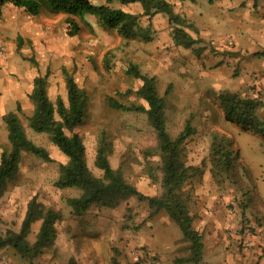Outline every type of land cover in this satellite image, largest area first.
<instances>
[{
  "label": "rangeland",
  "instance_id": "obj_1",
  "mask_svg": "<svg viewBox=\"0 0 264 264\" xmlns=\"http://www.w3.org/2000/svg\"><path fill=\"white\" fill-rule=\"evenodd\" d=\"M113 5L143 12L139 2L116 1ZM2 15L0 35L4 42L0 44L5 47L0 53V156L3 150L10 148L4 115L20 103V117L28 136L45 146L54 159L46 161L29 151H22L19 169L8 180L0 199L2 231L20 230L28 202L34 196L48 207L61 210L63 216H77L66 199L78 195L80 190L76 187L59 188L54 184L60 164L68 160L67 155L52 142L48 133L34 131L28 125V116L34 111L30 96L34 79L48 69V93L52 100L59 95L67 97L64 68L71 71L78 84L88 91L87 115L77 129L84 137L87 162L94 173L101 175L103 172L95 159L98 142L106 135L113 141L112 166L122 167L127 179L144 193H147L144 190L149 191L147 194L153 193L151 189L157 191L155 194L162 192L160 171L159 180L150 178L148 172L150 162L155 166L161 162L159 154L151 151L156 147L157 134L149 124L147 113L114 108L107 101L112 95L126 103L148 105L136 93L142 80L127 72L131 64H138L144 73L157 76L158 90L168 103L167 127L173 137L192 116L196 131L184 145L186 163L200 166L201 171L210 163L215 182L223 191L232 194L229 204L235 207L238 202L239 209H244V222L253 224L251 233L264 231V139L255 130L223 115L218 99L222 89L206 86L201 80L203 76L193 74L189 56L195 53V46L184 47L174 42L167 14L153 15L151 22L155 33L148 40L125 37L116 29L103 26L92 14L74 16L80 28L71 34L68 15L53 12L45 0L38 14H30L24 7L7 3ZM143 20L149 22L147 16H143ZM128 90L131 93H127ZM222 116L231 125L224 123ZM216 130L229 136L235 152V167L221 175V182L214 177L211 159L212 133ZM190 156L193 163H190ZM125 201L134 206V210L130 209L124 215L128 221L141 212L142 206L151 208L147 199L136 195ZM41 222L37 220L32 224L28 235L32 243L37 238Z\"/></svg>",
  "mask_w": 264,
  "mask_h": 264
},
{
  "label": "trees",
  "instance_id": "obj_2",
  "mask_svg": "<svg viewBox=\"0 0 264 264\" xmlns=\"http://www.w3.org/2000/svg\"><path fill=\"white\" fill-rule=\"evenodd\" d=\"M116 1L139 2L143 6V12L138 13L115 6L113 3ZM7 3L24 7L30 14H38L44 5V0H0V17ZM45 4L53 12H63L68 15L71 34L77 33L80 28L74 16L83 17L85 14H92L103 26L116 29L125 37L148 40L155 33L151 18L154 14L163 12L168 15L172 26V37L176 44L193 47L201 40L194 38L188 32L187 27L190 26L188 18L177 12L169 0H45ZM143 16L148 17V23L144 22ZM18 37L22 39L21 35ZM48 71L49 69L44 75H38L34 79L30 93L34 101V111L28 116V125L34 131L48 133L52 142L67 155L68 160L60 164L59 175L54 184L59 188L76 187L80 190L78 195L66 199L72 213L81 216L94 204L101 207H116L131 196H139L147 199L150 207L166 208L181 226L185 238L191 240L193 256L190 258L199 259L202 235L192 226L188 200L181 191V186L201 171L200 166L187 164L184 160L185 142L196 131L192 116L181 132L173 137L167 127L168 103L166 97L158 90L157 76L144 73L138 64H131L127 72L142 80L136 93L148 105L126 103L112 95L107 97L111 107L146 112L149 124L156 131L157 144L151 151L159 154L161 163L155 166L150 162L148 172L150 178L159 180L158 170L160 171L162 192L150 195L133 185L127 179L122 167L112 166L110 154L113 151V141L106 135H103L98 142L95 159L97 167L103 172L101 175L94 173L87 162L84 137L77 129L87 115L88 91L78 84L71 71L64 68L67 97L59 95L54 101L48 93ZM127 93H131V90ZM218 99L223 115L227 119L247 129L255 130L264 139V117L258 113L262 103L259 97L223 89L219 92ZM21 111L22 106L18 103L16 109L4 115L10 148L3 150L0 156V199L7 188L8 180L19 169L22 151H29L46 161L54 160L45 146L28 136L20 117ZM231 145V140L225 133L217 130L212 133L211 159L214 164L213 174L218 182H221L223 173H228L235 167V152ZM63 217L61 210L48 207L34 196L28 202L19 231L13 229L2 231L0 215V247L13 246L23 257L32 260L54 244L58 233L56 224ZM37 220L42 222L37 238L32 243L28 235L32 224Z\"/></svg>",
  "mask_w": 264,
  "mask_h": 264
},
{
  "label": "crops",
  "instance_id": "obj_3",
  "mask_svg": "<svg viewBox=\"0 0 264 264\" xmlns=\"http://www.w3.org/2000/svg\"><path fill=\"white\" fill-rule=\"evenodd\" d=\"M169 1L188 18V32L201 38L189 56L193 74L203 76L208 87L259 97L258 113L264 117V0ZM189 160L193 163L191 156ZM181 191L192 226L202 235L199 259L190 258L191 240L166 208L142 206L128 221L124 215L134 206L125 201L114 208L92 206L82 216H64L56 224L54 244L32 260L13 246L0 247V264H134L135 247L153 252L157 264H264V231L243 233L244 209L238 202L229 204L232 194L215 182L210 163ZM248 237L250 246L245 245Z\"/></svg>",
  "mask_w": 264,
  "mask_h": 264
},
{
  "label": "built area",
  "instance_id": "obj_4",
  "mask_svg": "<svg viewBox=\"0 0 264 264\" xmlns=\"http://www.w3.org/2000/svg\"><path fill=\"white\" fill-rule=\"evenodd\" d=\"M4 50L3 47H0V53H2ZM253 224L250 223H243L241 225V230L246 236H252L251 233V226ZM245 245L250 246L251 245V238L248 237L245 240ZM132 256L134 258V264H157V257L153 252H151L149 249L145 247H135L132 250Z\"/></svg>",
  "mask_w": 264,
  "mask_h": 264
},
{
  "label": "clouds",
  "instance_id": "obj_5",
  "mask_svg": "<svg viewBox=\"0 0 264 264\" xmlns=\"http://www.w3.org/2000/svg\"><path fill=\"white\" fill-rule=\"evenodd\" d=\"M0 47H3V46H0Z\"/></svg>",
  "mask_w": 264,
  "mask_h": 264
}]
</instances>
